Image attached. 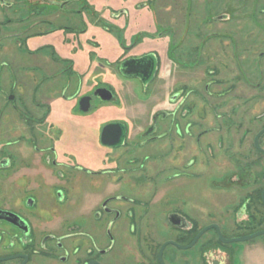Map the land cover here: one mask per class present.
<instances>
[{
	"label": "flooded vegetation",
	"instance_id": "flooded-vegetation-1",
	"mask_svg": "<svg viewBox=\"0 0 264 264\" xmlns=\"http://www.w3.org/2000/svg\"><path fill=\"white\" fill-rule=\"evenodd\" d=\"M156 1L141 4L138 15L146 20ZM34 4L98 16L87 0ZM14 5L0 0V11ZM74 5L79 9L68 8ZM122 9L121 20L129 18ZM103 21L58 27L42 20L37 26L51 27L35 33L6 27L17 25L10 18L0 23V50L12 56L25 38L19 49L31 56L8 55L10 72L0 74V264H115L117 251L132 252L136 264H183L176 251L189 250L206 228L218 226L232 240L217 220L200 226L206 177L216 204L217 196L226 199L232 227L249 229L240 237L260 231L246 227L264 216L257 211L264 186L249 193L246 183V104L254 96L264 101V27ZM36 39L40 44L30 48ZM246 85L258 93L247 97ZM256 121L253 150L264 158V109ZM161 225L173 238L149 247L163 236ZM211 232L225 245L212 228L191 248L213 240Z\"/></svg>",
	"mask_w": 264,
	"mask_h": 264
},
{
	"label": "rangeland",
	"instance_id": "rangeland-1",
	"mask_svg": "<svg viewBox=\"0 0 264 264\" xmlns=\"http://www.w3.org/2000/svg\"><path fill=\"white\" fill-rule=\"evenodd\" d=\"M8 1L15 3L14 9H7L6 14L0 11V13H2L0 14V23L1 21L6 20V18H10L16 21L17 25H8L6 27H20L21 30H25L28 33H30V31L34 33L39 32L41 31L40 27H51L45 24H42V26H37V23L42 20H49L58 27L63 25L69 27H81L83 26L84 21L87 24L89 22L95 26V24L98 23V20L101 18L99 17V14L98 16H91L83 13V15H85L84 19V17L82 18L75 13L68 14L66 12L64 15L62 12L52 7L37 8V6L34 4L36 0ZM102 1L105 2V0ZM121 1L123 3L122 11L127 9L131 15L129 18L124 15L123 19L118 21V27H204L206 29L209 27H217L219 30L222 27H246V29H248L247 27H251L253 31H255V28L253 27H256L257 30L258 27H264V13L262 12L264 5L262 6V2L261 5H258V2L254 3L255 0L254 2L253 0H157L155 4H151L150 7L148 6L147 9L149 10H146L144 13L146 14L144 17L146 20L142 18V15H138V8L142 5L147 6V0ZM73 7L74 9H79L78 5L69 6L68 8L73 9ZM258 8L259 10L257 12ZM88 16L92 18H89ZM103 23H108V20L105 19ZM131 24L133 26H130ZM202 33L205 34V31H202ZM194 34L195 32L192 33V35ZM229 36H232V34L229 33ZM62 37H65V35L61 34L59 38L61 39ZM89 37H92V35H87L86 38ZM22 41L25 43V38H23ZM24 43H15V47L13 48L14 54L12 56L15 58L18 56L21 57L23 51L25 59L31 58V56L25 54L26 52L24 48L22 51L19 49V46ZM37 44H40V39L33 40L32 42L30 41L28 46H30V48H34ZM1 46H4V43H1ZM25 46L26 45H24V47ZM61 46L59 44V47ZM256 49L257 50L255 51L252 59H255L253 62L256 61V64H258L257 57L261 50V45L258 44ZM8 55L9 51L7 48L3 51L0 50V74L4 75V72H10L6 65L8 62L4 59L6 57L8 58ZM12 56L9 55V57ZM32 58L35 59L36 57ZM257 73L258 71L256 70V75L251 77L253 84H257L259 82ZM250 87L251 89L248 91V86L246 85L247 97H249L251 94L258 93L255 90L256 87ZM17 99L19 101L20 97H17ZM143 106L144 105L139 104L136 105L134 109L136 111H140L143 109ZM246 107L249 109H246V123H248V120L251 121L249 129L250 133L248 136L246 134V150L249 149L251 153L250 165L247 168L246 183L250 185L249 193H251L253 190L260 189L264 186V158L262 156L260 157V155L253 150V140L257 132L260 130L261 125V122L256 120L264 109V101L260 100L258 96H254V98H252V100L246 104ZM54 108L59 111L63 109L61 100L56 103ZM239 114H241V111ZM239 116H241L242 119V115ZM235 119L240 120V117H236ZM210 181H212V178L206 177L204 178V182H202L203 220L200 222V226L202 228L209 226L208 221H210L212 218L217 220V223L222 227L224 236L226 238H241L240 236H243L245 231L247 234L249 229L246 228V230H238L236 227H232V225L236 223V219L232 215H227V212L230 211H227L229 209L226 207V199L223 198V196H217L216 201L219 205L216 204L213 191L207 185V182L211 183ZM254 183H256V185ZM187 185L189 186V183H187ZM234 196L235 201L237 199V195ZM246 199L251 201L252 197L246 194ZM230 201H233V199ZM257 211H260L264 214V208L262 206H259ZM249 226L251 227V230H264V216L261 217L260 215L258 219L250 221V225L246 224V227ZM161 228L163 230V236L157 240L150 241L149 247H156L159 244H162V241L173 238V235H171L172 229H166L163 225H161L160 229ZM210 236L213 237V240L204 241L205 239H203L195 249L190 248L189 250L176 251L180 256L186 258L185 260H182V263L187 264L186 262L189 261L195 264H199V262L200 264H203L205 262L203 257L204 253L211 252L206 256L208 259V264H264V236L258 237L248 242H239L225 245H222L218 241L216 235L213 232H211ZM143 243L144 241H142V244ZM171 251L172 250H170V253L167 255V259L170 262L171 260L169 256H171ZM117 254V261L115 264H136V261L134 260L135 255L132 252L117 251Z\"/></svg>",
	"mask_w": 264,
	"mask_h": 264
},
{
	"label": "crops",
	"instance_id": "crops-1",
	"mask_svg": "<svg viewBox=\"0 0 264 264\" xmlns=\"http://www.w3.org/2000/svg\"><path fill=\"white\" fill-rule=\"evenodd\" d=\"M90 7L97 12L101 19L108 20V23L116 25L121 20V16L118 11L121 9L123 3L121 0H87ZM149 0H147L148 2ZM88 27H96L88 22Z\"/></svg>",
	"mask_w": 264,
	"mask_h": 264
},
{
	"label": "water",
	"instance_id": "water-1",
	"mask_svg": "<svg viewBox=\"0 0 264 264\" xmlns=\"http://www.w3.org/2000/svg\"><path fill=\"white\" fill-rule=\"evenodd\" d=\"M258 139H259V136L256 138V144L257 145H258ZM262 152L264 153V150ZM263 196H264V192H263ZM212 228H215L218 231L221 241H223V243H225V244H233V243H238V242H248V241L254 240V239L258 238V237L264 236V230H263V231L256 232V233H254L252 235H249V236H246V237H243V238L226 240L223 237V235H222V233L220 231V228L218 226H214V227L206 228L205 230H203L198 235V237L196 238V240L194 241V243L190 247H188V248L193 247L196 244V242L200 239V237H202L205 232H207L209 229H212ZM164 248H165V246L162 247V250Z\"/></svg>",
	"mask_w": 264,
	"mask_h": 264
},
{
	"label": "trees",
	"instance_id": "trees-1",
	"mask_svg": "<svg viewBox=\"0 0 264 264\" xmlns=\"http://www.w3.org/2000/svg\"><path fill=\"white\" fill-rule=\"evenodd\" d=\"M259 197H261L260 194H259Z\"/></svg>",
	"mask_w": 264,
	"mask_h": 264
}]
</instances>
